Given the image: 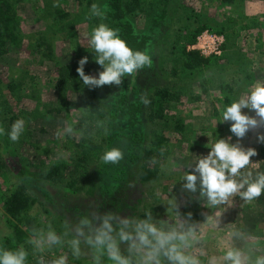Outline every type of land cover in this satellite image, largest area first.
<instances>
[{"label":"rangeland","instance_id":"1","mask_svg":"<svg viewBox=\"0 0 264 264\" xmlns=\"http://www.w3.org/2000/svg\"><path fill=\"white\" fill-rule=\"evenodd\" d=\"M146 1L148 4L156 3V0ZM58 2L59 0H19L14 6L22 39L16 48H10L8 53L0 58V102H6V105H0V126H3L6 131L9 130L12 124H5L4 120L12 114L11 109L17 114L18 111H24L23 113L31 115L36 109L38 120L26 119L28 125L25 130L28 133L31 132L32 144L35 143L51 151L46 157L29 147V144L25 145L19 141L11 142L7 135L0 137V158L7 167L6 176H0V196L7 188H10L11 183H14L12 177L19 174L21 170L28 168L29 172H38L41 162L49 164L59 158H68L73 151V143L77 142L78 136L75 134L64 136L58 133H62L68 125L75 124L82 106L76 99L75 92L70 88L60 92L54 90L59 68L78 67L79 60L87 56L88 63L84 68L89 64H94L97 68L99 67V71H102V68L95 63V55L90 52L92 50L88 43L89 35L97 25L85 21L90 14L91 5L98 4V1L90 0L86 5L87 0H82L84 6H78L77 0H66L65 3H61L62 7L73 13L74 17H79L70 30H59L53 23L43 24L44 22L40 19L45 8L47 10ZM179 2L193 9L197 14L202 13V16L211 19L210 24L214 23L216 27L223 28L220 34L204 31L223 39L221 54L217 56L220 58L218 64L221 67H209V74L199 78L200 74L197 77L195 73L193 74V70L185 69L182 62H178L185 44L186 53L196 51L201 56V53L193 48L197 44V38L203 32L196 38L193 45H187L185 35L187 31L184 32L182 39L175 44L174 49H171L173 44L171 34L168 36L163 31L157 36L152 53L155 55L153 64L147 66L145 76L141 75V78L146 79L149 85L158 88L174 87L169 94L170 96L175 95L174 97L178 99L169 104L166 114L171 121L176 120L185 125V129L183 133L169 135L172 152L166 159L165 166L162 167L163 174L158 180L141 183L136 176L132 175L129 178L120 193L121 204L117 212L122 216L138 217L145 208L152 206L154 218L169 220L173 215L169 211L168 202L170 200L175 199L176 210L182 216L188 213L187 208L198 206L200 212L196 222L200 227L204 242L197 247L202 248L206 259L207 256L222 255L226 246L225 232L232 226L240 227L260 237L261 242L264 243V194L253 201L233 197V202L230 201L229 205L221 206L225 208V211L222 214V223L217 228L207 221V217H214L218 209L204 207L203 202L198 199V193L194 194L183 188L184 169L180 167L186 161L195 160V156L206 155L209 149L205 145L208 142L230 136L232 137L231 142H237V138L229 131L230 122L221 123L218 120L221 111L233 100L239 98L257 82L264 83V2L235 0L236 3L233 5L224 3L223 0H179ZM84 8L88 11H85L86 16L82 18ZM147 17V15H141L136 19L139 28L145 25ZM68 33L71 34V39L67 38ZM39 34L43 35L52 47L51 59L35 53L34 45L38 41L37 35ZM224 44L225 48H223ZM201 57L211 59L203 55ZM243 70L246 74H251L252 79H243L245 75L240 73ZM93 74L96 73L93 72ZM218 75L224 80L236 78L238 82L234 93L228 97L230 101L223 99L221 81L216 78ZM207 80L204 86L207 91H203L199 85ZM12 82L21 83V85L16 90L10 91L8 87ZM211 82L215 86L207 89ZM56 107H60L62 112L51 115L47 113V110ZM242 112L251 116L255 115L247 109H243ZM257 133L264 134V127L250 130L239 142L245 148H255L257 152L256 156L250 158V162L255 163L250 165V168L256 170V165H258L259 170L264 171V144L257 142ZM68 138L70 144L66 143ZM25 158L33 165L28 167L24 162ZM42 185L48 188L54 206L53 208L47 205L49 212L56 220L53 224L59 223L65 226L64 231L69 237L65 240L67 243L72 238L70 227L74 225L73 218L70 216L71 211H74L76 207L82 210V208L95 205V190L91 188V185L85 191L63 190L47 182H42ZM91 189L92 194L89 193ZM39 197L40 200H45V197L40 195ZM65 208L71 211L66 212ZM38 210L39 208H34L32 213H37ZM45 216L43 214L41 217L45 218ZM5 217L0 202V237L7 231ZM44 228L45 232L49 229L47 226ZM68 247H70L69 243ZM78 260L81 264H90L91 257L86 249L85 254Z\"/></svg>","mask_w":264,"mask_h":264},{"label":"trees","instance_id":"2","mask_svg":"<svg viewBox=\"0 0 264 264\" xmlns=\"http://www.w3.org/2000/svg\"><path fill=\"white\" fill-rule=\"evenodd\" d=\"M18 1L0 0V58L7 54L10 48H16L22 39L18 28L19 20L14 11V6ZM77 1L78 6H84L82 0ZM97 1L105 13L104 17H95L89 14L85 21L97 26L104 23L117 29L118 34L129 47L133 50L148 52L152 62L155 58V55L152 54L155 41L163 31L168 36L171 34L173 40L171 49H174L176 48L175 44L179 43L186 31V43L193 45L202 32L220 34L223 30L220 26L216 27L214 23L210 24L212 20L202 16V13L197 14L193 9L180 4L179 0H156L155 4H148L146 0ZM259 1L264 2V0ZM62 2L65 3L66 0H59L57 4L47 10L45 8L40 19L44 22L43 24L53 23L59 30H70L79 17H74L73 13L63 8ZM89 2L90 0H87L86 5ZM223 2L231 5L236 3L235 0H223ZM85 11H88L87 8L83 9L82 18L86 16ZM141 15L148 17L145 25L139 28L136 19ZM64 22L67 23L64 24ZM67 38L71 39V34L68 33ZM37 39L38 41L34 45L35 53L51 59V45L41 34L37 35ZM225 47L224 44L223 48ZM185 50L186 44L183 45L178 62H182L185 69L193 70V74L195 73L197 77L200 74L199 78L209 74V70L213 66L221 67L218 64L219 57L212 56L211 59H207L201 57L196 51L186 53ZM229 59L231 60L232 57ZM77 68L75 66L59 68L56 84H54V90L57 92L66 91L69 88L73 90L76 99L82 106L75 124H72L78 140L73 143V151L70 156L53 160L49 164L41 162L38 172H29L28 168L21 170L19 174L12 177L14 183H11L10 188H7L0 196L7 226L5 235L0 237V248L14 250L21 246L24 247L29 252L28 264H38L41 255L45 260L50 261L62 254L68 255L69 264H81L77 258L71 257L70 247L65 241L69 239L68 235H64L65 226H61L59 223L53 224L56 220L49 212L47 205L53 208L54 206L48 188H45L42 182L71 191H85L88 186H92L91 188L95 190V205L82 208V210L76 207L74 211L65 208L66 212L71 211L70 216L74 223L80 215L87 212L95 211L100 214L108 211L117 212L121 204L120 193L129 178L132 175L136 176L141 183L158 180L163 174L162 167L165 166L164 163L172 152L169 135L183 133L185 129V125L176 120L171 121L166 114L169 104L178 99L174 97L175 95L170 96L169 94L174 87L158 88L146 83L147 80L142 79L141 75L145 76L147 66L138 70L134 76L122 78L120 85H105L99 88L84 86L76 71ZM84 71L86 75L97 76L99 67L89 64L84 68ZM173 73L175 75V71ZM240 73L245 75L243 79H252L251 74H246L244 70ZM216 78L221 81L224 101H230L228 97L234 93V89L238 85L236 78L224 80L219 75ZM207 82L208 80L203 81L199 85L203 91H207L204 88ZM20 85L21 83L12 82L8 88L10 91H14ZM208 85L207 89H212L215 86L213 82ZM145 96L150 101L147 105L141 101V97ZM5 103L2 101L0 105H6ZM23 112L18 111L17 114L11 109L10 113L12 114L5 118V124L11 125L17 119L23 118L27 127L28 120L26 119L38 120L36 109L32 115ZM61 112L60 107L47 110L50 115ZM24 135L27 136H22L19 139L20 143L29 144V147L47 157L50 149L47 150L35 143L32 144L31 132L28 133L25 130ZM66 141L70 144V139ZM112 147L122 149L124 157L116 165H106L100 157ZM24 162L28 167L33 165L26 158ZM6 172V164L0 158V176L5 177ZM92 189L89 191L90 194H92ZM39 195L45 197V200H40ZM34 208H39V210L33 214ZM187 210L196 222L200 212L198 206L189 207ZM148 211L153 214L154 208L152 206L145 208L138 217H143L144 213ZM41 212L42 214H40ZM43 214L46 215L45 218L41 217ZM45 226L51 227L61 235L64 242L51 251L41 254L36 251L30 241L34 238V232L45 231Z\"/></svg>","mask_w":264,"mask_h":264},{"label":"clouds","instance_id":"3","mask_svg":"<svg viewBox=\"0 0 264 264\" xmlns=\"http://www.w3.org/2000/svg\"><path fill=\"white\" fill-rule=\"evenodd\" d=\"M90 15L103 18L105 13L96 3L90 8ZM88 43L102 71L97 76L86 75L85 64L88 57L81 58L76 69L84 86L99 88L105 85H120L125 76H134L138 70L150 66L151 57L146 51L133 50L120 37L117 29L104 23L94 27ZM143 104L149 99L141 97ZM243 109L254 112L251 116ZM218 122H230L232 137L215 139L205 145L209 149L206 155L195 156V160L186 161L182 180L183 188L198 193V199L208 209H218L214 217L207 221L219 228L222 205H229L233 197L244 201H253L264 194V171L250 168L255 163L250 158L257 155L255 148H245L240 140L250 130L264 127V83L257 82L248 88L239 98L233 100L220 113ZM26 121L23 118L12 123L9 130L0 126V137L7 135L11 142H17L24 134ZM64 136L76 134L72 125L62 130ZM257 142L264 144V134L257 133ZM124 157L122 149L112 147L100 157L104 164H118ZM173 213L169 220L154 218L151 211L143 217L122 216L118 212H87L80 215L70 227L72 238L68 242L73 258L90 255V264H264V243L261 238L236 226L225 232L226 246L222 255H211L205 259L202 248L204 237L192 214L182 216L177 211L175 199L168 202ZM68 235V233H64ZM30 241L41 254L63 244L61 235L51 227L45 232L38 230ZM29 252L24 247L14 250L0 248V264H28ZM38 264H69L67 254L45 260L41 255Z\"/></svg>","mask_w":264,"mask_h":264},{"label":"built area","instance_id":"4","mask_svg":"<svg viewBox=\"0 0 264 264\" xmlns=\"http://www.w3.org/2000/svg\"><path fill=\"white\" fill-rule=\"evenodd\" d=\"M196 46L193 48L201 53V56L211 57L219 56L221 54V47L223 45V39L217 36L211 35L208 32H203L196 42Z\"/></svg>","mask_w":264,"mask_h":264}]
</instances>
